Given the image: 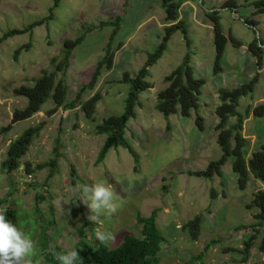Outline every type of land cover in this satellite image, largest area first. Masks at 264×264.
<instances>
[{"label": "rangeland", "instance_id": "obj_1", "mask_svg": "<svg viewBox=\"0 0 264 264\" xmlns=\"http://www.w3.org/2000/svg\"><path fill=\"white\" fill-rule=\"evenodd\" d=\"M54 1L0 0V37L51 14L31 31L0 42V197L10 194L8 200L17 204L19 227L36 241L31 264H46L44 239L45 250L69 251L76 248L81 229L83 240L90 245L97 232L111 233L115 239L107 245L116 247L125 235H139L137 215L149 216L153 211H157V226L166 239L158 264H182L192 256H200L196 264H263L264 254L258 252L257 245L246 262H242L238 250L243 248L244 239L254 234L251 226L255 211L247 205L255 191L264 189V183L251 177L246 189L240 190L232 158L222 166V176L206 179L190 172L206 169L210 161L221 156L215 130L219 119L214 115L220 88L257 80L253 90L239 98L237 109L245 114L251 108L242 130L248 141L246 157L264 144V116L253 114L255 106L264 104V56L259 63L248 48L255 42L264 49V12L260 11L264 0H233L230 6L235 8L222 7L228 0H180L179 20L187 36L176 30L162 57L149 68L147 80L152 88L139 94L135 117L125 131L138 162L119 146L111 148L99 164L96 159L105 135L97 134L95 126L107 116L124 111L128 92V86L121 82L124 73L134 76L160 43L165 27L176 22L166 20L162 0H58L56 6ZM213 12L225 35L230 33L241 43L228 40L218 73H214L213 21L208 15ZM118 16V31L111 41L113 67L101 70L95 87L85 90L81 97L84 101L99 93L94 120L85 117L80 105L58 108L47 115L54 106L49 99L40 112L2 131L11 123L14 110L27 103L26 98L14 95L13 89L31 85L43 71H51V60L61 58L63 40L84 34L65 73L57 76L64 79L68 99L73 100L91 81L105 53L113 26L104 23ZM187 50L194 75L205 81L199 110L190 117L173 114L166 118L155 109L156 94L166 86L164 77L178 66ZM197 114L204 119L202 132L195 125ZM41 123L20 167L7 174L2 162L9 143L26 128ZM56 145L59 156L51 173L49 161L56 157ZM27 163L33 178L25 182ZM98 182L113 187L117 207L114 213H105L100 222H92L87 206L80 200L72 202L80 198L83 186ZM196 216L201 227L194 240L182 226Z\"/></svg>", "mask_w": 264, "mask_h": 264}, {"label": "trees", "instance_id": "obj_2", "mask_svg": "<svg viewBox=\"0 0 264 264\" xmlns=\"http://www.w3.org/2000/svg\"><path fill=\"white\" fill-rule=\"evenodd\" d=\"M57 2L58 0L54 1V6H56ZM231 2L233 0L225 1L222 7L235 8L234 6H230ZM161 5L165 10L166 20L176 23L165 27V34L160 43L153 52L148 53L145 64L134 76L124 73L121 82L128 86L127 97L124 101V111L121 114L107 116L101 123L95 126V132L97 134L105 135V141L97 156L96 164L104 160L107 152L111 148H117L119 146L127 149L134 157L135 163L138 162L137 152L125 138L127 124L131 118L135 117L134 108L138 104L139 94L152 88V84L147 80L150 74L149 68L162 57L171 35L179 29L182 30L185 38L187 36L184 23L179 20L178 10L180 0H162ZM260 11L264 12V9ZM208 15L213 21V44L215 48L214 73H218L222 70L221 59L228 40L239 45L241 43L234 39L230 33L225 35L216 12ZM50 18L51 14L44 20ZM44 20L33 22L23 29L6 31L0 37V42L16 34L31 31L35 26L42 24ZM119 20L120 17L118 16L115 18V21L104 23L105 25L111 24L113 26V30L109 35L110 40L105 47V53L102 59L97 62L91 81L82 86L73 100L68 99V86L64 82V79L62 77L57 79V76L59 74L62 76L65 73L69 66L72 52L82 42L84 34L76 39L63 40L61 58L57 59V57H54L51 60L53 66L51 71H43L40 76L33 80L31 85H21L13 89L14 95L26 98L27 103L23 108L14 110L11 123L1 128L2 131H8L11 128V124L29 119L34 114L40 112L41 106L49 99H51L54 106L47 111V115H52L58 108L73 109L80 105L85 117L89 120H94L96 106L101 98L99 93L96 92L84 101H81V97L85 90L95 87L101 70H110L113 67L114 52L111 50V41L118 31ZM28 46L23 45L22 47L26 48ZM248 48L254 56H257L258 62L261 63L262 57L264 56V49L255 42H251ZM190 59L191 54L187 50L178 66L164 77V81L167 83L166 86L156 94L155 109L166 118L173 114L190 117L193 111L197 113L199 110V100L205 81L194 75ZM256 81L253 78L247 83H242L233 88L223 87L219 89V104L214 110V115L219 119L215 130L217 131L216 142L221 150V156L216 160L210 161L206 169L191 171V175L206 179H212L216 175L222 176V166L229 158H232V170L237 175V186L240 190L246 189L251 177L264 183V144L259 150L253 151L248 158L245 155L248 141L242 134L243 122L249 115L251 108L248 107L245 114L240 113L237 109L239 98L252 91ZM253 114L256 117H263L264 104L255 106L253 108ZM195 125L200 132L205 128L204 119L199 114L196 115ZM41 126L42 123L26 128L22 134L9 143L6 150V158L2 162V167L7 174H11L20 167L21 158L27 153L34 138L38 136L42 128ZM58 149L59 146L56 145V157L49 161V164L52 166L51 173L57 167ZM38 168L41 167L38 166ZM31 171L30 164L27 163L25 172L31 173ZM8 195L7 197H0V211L5 213L6 218L10 222L19 227L17 204L12 200L9 201ZM40 196L38 194L37 198ZM247 207L255 211L253 215L254 222L251 226L254 234L246 237L243 241V248L238 250V253L243 255L242 262L248 260L250 250L255 245H257L258 252L264 254V189L257 190L253 193V198ZM156 219L157 211H153L149 216L137 215V223L141 227L139 235H125L116 247L101 244L97 238H95L94 244L90 245L83 240L85 234L81 229L80 240L76 245L78 254L84 264H158L159 253L166 239L157 226ZM200 227L201 221L199 216L184 223L182 226L194 240L199 236ZM259 236L260 239L256 243ZM44 242H46L45 239L43 240L45 263L59 264L56 256L65 252V250L63 248H59L53 252L45 250L46 243ZM199 259L200 256H192L182 264H196Z\"/></svg>", "mask_w": 264, "mask_h": 264}, {"label": "clouds", "instance_id": "obj_3", "mask_svg": "<svg viewBox=\"0 0 264 264\" xmlns=\"http://www.w3.org/2000/svg\"><path fill=\"white\" fill-rule=\"evenodd\" d=\"M80 193V198L72 203L82 201L89 209L90 221L100 222L105 213L116 211L115 193L109 184L98 182L91 186H83ZM96 236L101 244H108L115 239L111 233L105 232H97ZM35 254L36 241L21 227L10 222L5 213L0 211V264H31ZM56 259L59 264H84L76 248L58 254Z\"/></svg>", "mask_w": 264, "mask_h": 264}, {"label": "built area", "instance_id": "obj_4", "mask_svg": "<svg viewBox=\"0 0 264 264\" xmlns=\"http://www.w3.org/2000/svg\"><path fill=\"white\" fill-rule=\"evenodd\" d=\"M33 178L32 173L26 174L25 178L23 179V181L27 182V181H31V179ZM23 181L21 184H23Z\"/></svg>", "mask_w": 264, "mask_h": 264}]
</instances>
